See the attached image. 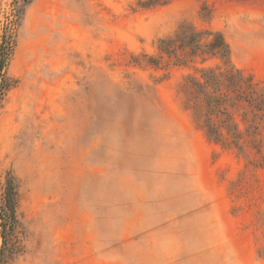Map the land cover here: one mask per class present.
Returning <instances> with one entry per match:
<instances>
[{"label": "rangeland", "instance_id": "rangeland-1", "mask_svg": "<svg viewBox=\"0 0 264 264\" xmlns=\"http://www.w3.org/2000/svg\"><path fill=\"white\" fill-rule=\"evenodd\" d=\"M143 1L31 0L14 24L0 0V37L15 41L0 106L19 219L7 264H264V129L258 152L221 148L186 102L192 69L131 61L185 21L220 31L264 86V0Z\"/></svg>", "mask_w": 264, "mask_h": 264}, {"label": "trees", "instance_id": "trees-1", "mask_svg": "<svg viewBox=\"0 0 264 264\" xmlns=\"http://www.w3.org/2000/svg\"><path fill=\"white\" fill-rule=\"evenodd\" d=\"M31 0H14L13 19L17 24ZM167 0H145L142 7L166 4ZM210 9L203 4L202 20ZM15 41L5 31L0 37V106L13 84L7 74ZM215 64H209L211 60ZM132 64L163 68L179 66L192 69L183 81L186 102L205 136L224 149L242 153L246 147L257 152L263 145L264 86L245 74L231 60L229 44L223 34L209 27L181 22L169 35L156 40V53L132 56ZM17 187L10 171L0 181V264L18 251L14 233L19 225Z\"/></svg>", "mask_w": 264, "mask_h": 264}]
</instances>
